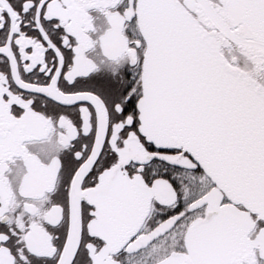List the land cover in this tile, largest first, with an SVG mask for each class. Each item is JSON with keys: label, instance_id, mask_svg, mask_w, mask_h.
I'll return each instance as SVG.
<instances>
[{"label": "snow or ice", "instance_id": "obj_1", "mask_svg": "<svg viewBox=\"0 0 264 264\" xmlns=\"http://www.w3.org/2000/svg\"><path fill=\"white\" fill-rule=\"evenodd\" d=\"M0 264H264V0H0Z\"/></svg>", "mask_w": 264, "mask_h": 264}]
</instances>
